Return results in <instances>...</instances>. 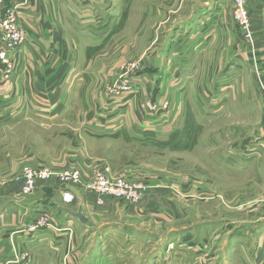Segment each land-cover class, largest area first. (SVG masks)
<instances>
[{
	"label": "crops",
	"instance_id": "crops-1",
	"mask_svg": "<svg viewBox=\"0 0 264 264\" xmlns=\"http://www.w3.org/2000/svg\"><path fill=\"white\" fill-rule=\"evenodd\" d=\"M5 3L18 6L27 42L18 55L13 76L5 80L0 72V128L11 116L28 108L40 109L45 114L63 113L67 83L93 84L92 93L85 96L91 107L87 111L85 107H76L77 114L93 118L85 124L84 131L111 133L141 127L138 122H127L128 118L135 120L137 113L130 100L117 106L122 112L119 117L123 116L120 124H109L116 118L108 121L98 116L105 113L99 112V107L102 103L103 109L107 107L114 74L123 59L129 58L125 56L124 49H129L125 39L113 42L118 32L116 23L121 19L115 0H5ZM231 5L232 0L203 1L202 11L176 27L187 33L184 47L180 48L184 52L177 53L178 44H172L161 65L174 68L177 67L174 59L182 61L186 66V83H201L204 115H218L224 120L219 130L234 132V155L224 161L233 164L235 176L244 174L254 180L248 188L254 202L245 209L249 214L241 212L243 218L224 223L225 230L227 227L233 230H224L218 243H225V256L233 258L228 264H250L245 261L248 257L254 259V264H264V186H257L258 182L264 183L261 152L264 151V0H247L250 39L233 16L226 14ZM159 12L167 13L158 8L155 15H161L156 14ZM148 76L138 78L141 91L152 97L163 94L161 83L165 75L156 84ZM83 87L77 93L81 97ZM190 94L193 99L200 96L194 90ZM54 125L51 123L49 127ZM147 128L153 129L150 124ZM57 163L45 166L57 169L69 166L63 159ZM17 171L18 168L6 171L0 181V264H49L48 260L55 264H145L144 252L151 237L142 228L147 224L156 228L163 216L161 198H156L158 186L149 185L143 201L137 204L75 186L77 199L67 204L63 202L64 187L56 177L40 181L32 194L23 196ZM151 195L153 200L149 199ZM80 208L86 222L66 211L77 212ZM44 211L62 227V234L47 229L33 233L22 230L24 224ZM242 237L255 243L253 251L242 245L245 242H240Z\"/></svg>",
	"mask_w": 264,
	"mask_h": 264
},
{
	"label": "rangeland",
	"instance_id": "rangeland-1",
	"mask_svg": "<svg viewBox=\"0 0 264 264\" xmlns=\"http://www.w3.org/2000/svg\"><path fill=\"white\" fill-rule=\"evenodd\" d=\"M203 1L206 0H178L177 4L175 0H115L121 19L116 23L118 32L113 42L124 38L129 48V51L124 49L125 56L131 59L125 57L114 74L107 107L103 109V103L99 107V112L105 113L98 116L108 121L116 118L109 124H120L123 116L119 117L122 113L119 107L130 100L137 113L135 120L128 118L127 122H138L141 127L131 126L111 133L84 131L85 124L93 118L77 114L76 107H85L84 111L91 107L85 96L92 93L93 84L67 83L63 113L45 114L40 109L28 108L1 126L0 181L13 168L20 172L25 164L55 166L59 159L68 161V168H83L88 172L86 175L94 168L108 166L114 176L143 182L147 189L149 185L158 186L156 198H161L163 216L156 228L149 224L142 228L151 237L144 252L145 264L231 262L233 258L225 256V243L219 245L218 236L224 235V223L243 218L241 212L250 213L245 209L254 202L251 201L254 195L248 191L254 180L244 174L235 176L233 164L225 163V158L229 160L234 155V132L219 130L224 120L218 115H204L201 83H186V66L182 61L174 59L173 63L177 64L174 68L161 65L172 44H178L177 53L184 52L180 48L184 47L187 33L176 27L202 11ZM158 8L167 13L155 15ZM226 14L234 18L233 2ZM128 71L129 77H125ZM144 74L154 84L165 75L161 83L165 92L152 97L141 91L138 78ZM128 78L132 89L129 93H118L119 86ZM82 87L81 97L77 93ZM193 90L200 94L199 98L191 97ZM51 123L56 125L49 127ZM149 124L153 129L147 128ZM261 152L264 154L263 149ZM258 183L257 186H264L263 181ZM149 199L153 200V196ZM243 240L246 250L253 251L255 243L240 238V242ZM245 261L254 264L250 257ZM48 263L54 262L48 260Z\"/></svg>",
	"mask_w": 264,
	"mask_h": 264
},
{
	"label": "built area",
	"instance_id": "built-area-1",
	"mask_svg": "<svg viewBox=\"0 0 264 264\" xmlns=\"http://www.w3.org/2000/svg\"><path fill=\"white\" fill-rule=\"evenodd\" d=\"M232 2L234 18L240 25L245 37L250 39L251 22L247 0H233ZM25 31L20 22L18 6H7L5 0H0V72L5 80L10 79L17 68L16 63L20 59L18 55L27 42ZM129 72L125 73V77H129ZM131 84V79L128 78L119 86L117 92L120 94L129 93L132 89ZM52 177H56L64 187L63 202L67 204L73 203L77 199L73 190L75 186H82L86 190L133 204L140 203L147 190V185L143 182L114 176L108 166L95 168L89 175H86L80 168L75 167L57 169L45 165L25 164L19 173L21 193L23 195L32 194L40 181H46ZM21 228L28 233L43 229L59 234L64 231L48 211L40 213Z\"/></svg>",
	"mask_w": 264,
	"mask_h": 264
},
{
	"label": "water",
	"instance_id": "water-1",
	"mask_svg": "<svg viewBox=\"0 0 264 264\" xmlns=\"http://www.w3.org/2000/svg\"><path fill=\"white\" fill-rule=\"evenodd\" d=\"M70 215L77 217L80 221L86 222L87 218L83 214V208H80L77 212H72L70 210H66Z\"/></svg>",
	"mask_w": 264,
	"mask_h": 264
}]
</instances>
